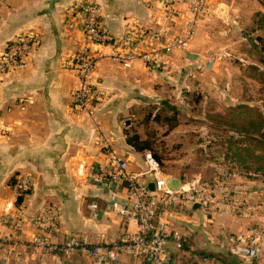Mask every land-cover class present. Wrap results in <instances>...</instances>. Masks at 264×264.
<instances>
[{"label":"crops","instance_id":"0c3cea01","mask_svg":"<svg viewBox=\"0 0 264 264\" xmlns=\"http://www.w3.org/2000/svg\"><path fill=\"white\" fill-rule=\"evenodd\" d=\"M80 1L0 0V54L10 40L21 34L31 33L38 38L25 65L0 71V125L9 127L0 138V215L6 209H13L15 215L18 208L24 212L22 219L15 216V224L0 221V264H99L81 252L68 257L45 252L30 240L35 233L49 234L54 240L74 234L94 242L114 241L119 236L125 225L110 206L114 191L81 173L79 166L103 159L102 140L111 138L112 128H116L114 116L121 110L117 104L121 96L129 95L123 102L125 106L137 97L159 95L167 87L178 90L181 73L176 72L177 66L200 65V49L218 46L210 39L207 24L216 18H227L226 14L214 15L216 0H209L207 14L199 21L190 46L167 50L165 43L186 31L191 15L186 3L177 4L180 15L170 22L158 0L150 4L145 0H95L100 4L104 30L123 39L116 49H135L138 53L151 50L153 60L147 62L139 55L131 66H125L112 56L110 44L98 45L92 81L109 89L112 100L97 102L90 110H76L73 91L79 80L72 62L83 43L82 14L77 7ZM235 2L222 0L217 4H225L229 10ZM258 10H264L263 4L253 13ZM248 12L251 14L250 9ZM238 14L244 16L245 12ZM161 26L168 27L167 33L163 41H157L148 30ZM99 118L104 119L107 128L102 134L97 130ZM115 147L130 153L133 168L142 164L143 153L139 155L123 144ZM24 174L31 176L33 187L14 202L13 184ZM237 176L235 182L239 185L233 189L241 192L237 195L238 213L233 212L225 197L219 199L216 194L214 201L206 205L208 212L201 205L183 209L195 210L192 216H170L178 228L181 223L185 225L189 239L181 250L170 241L174 251L171 264H237L238 257L231 254L235 259H230L229 250L235 233L248 226L264 227V179ZM92 200L99 203V217L91 214ZM49 206L57 209V231H48L34 221ZM134 228L135 223L131 222L130 229ZM262 260L264 252L251 261H243L258 264ZM117 264L149 263L123 255Z\"/></svg>","mask_w":264,"mask_h":264},{"label":"built area","instance_id":"2783aa9c","mask_svg":"<svg viewBox=\"0 0 264 264\" xmlns=\"http://www.w3.org/2000/svg\"><path fill=\"white\" fill-rule=\"evenodd\" d=\"M145 1L148 4L152 2V0ZM158 1L163 3L166 18L170 22L176 21L180 15L177 4L186 3L191 13L186 31L168 40L165 46L167 50L175 47L187 49L199 21L206 13L209 0ZM77 7L82 14L83 43L72 62L79 80V85L73 91V107L76 110H90L94 100L99 98V89L92 81L97 64L98 45L110 44L114 50L112 56L125 66H131L134 58L139 55L150 62L153 60V53L151 50L138 53L135 49L118 51L116 47L123 42V39L104 30L100 4L95 0H81ZM167 29V26H161L159 29L149 28L148 33L157 41H163ZM37 45L38 38L31 33L21 34L10 40L0 54V71L25 65L26 57ZM8 131L9 127L1 123L0 138ZM101 151L104 156L101 161L82 163L79 170L97 184L114 191L115 196L112 197L110 206L122 217L125 229L114 241L105 242H94L74 234L54 240L49 234L35 233L30 240L33 245L45 252L67 257L81 252L99 264H117L123 255L135 257L149 264H171L174 251L170 241H173L174 247L179 250L189 244L188 236L171 220L172 213L193 207L196 202L208 205L214 201L217 188L235 174L228 172L221 176L216 172L212 178H183L178 188H172L168 184L169 175L151 150L142 152L143 160L139 168L132 167L134 159L130 153L122 152L107 138L102 140ZM150 182H153L154 188H150ZM13 187L16 192L15 202L32 189L33 180L30 175H21L14 182ZM225 202L235 213H238L240 205L238 198L225 197ZM89 207L92 216L99 217L97 200H92ZM23 214L22 208H18L16 215L13 209H6L0 215V221L5 225H12L16 222L15 216L22 219ZM34 221L44 225L48 231H57V209L53 206L46 207L34 218ZM131 222L135 223L134 229H130ZM229 250L241 260L251 261L262 256L264 227L248 226L235 233ZM258 264H264V260Z\"/></svg>","mask_w":264,"mask_h":264},{"label":"rangeland","instance_id":"374dc122","mask_svg":"<svg viewBox=\"0 0 264 264\" xmlns=\"http://www.w3.org/2000/svg\"><path fill=\"white\" fill-rule=\"evenodd\" d=\"M220 1L214 2L217 8L214 15L226 14L227 18L221 21L216 18L207 24V30L211 29L210 39L218 46L201 48L198 66L189 68L181 63L177 66L176 72L181 73L178 90L167 87L159 95L137 97L125 106L123 102L129 95L121 96L117 103L121 110L114 116L116 128H112V137L107 138L113 145H126L139 155L151 150L161 161L164 171L172 176L168 182L172 188L180 186L182 178L179 176L212 178L216 172L221 176L234 172L217 188L219 199L237 198L241 193L234 190L239 185L235 182L239 179L237 174L264 179V169H255L264 164V159L254 156L256 153L264 155V136L252 131L241 133L242 123L255 119L261 124L264 117V17L257 11L253 13L256 8H262V3L260 0H236L228 10L227 5H218ZM242 10L244 16L238 14ZM96 86L99 98L94 100L93 106L112 100L109 89ZM247 106L252 112L242 120L241 112L250 111ZM233 108H239L240 112L237 114ZM104 126V119L99 118L98 133L107 130ZM241 137L245 139L244 145H249L251 140L257 144L254 154L247 156L244 163L238 157L246 151L239 148L243 142L237 140ZM201 207L208 212L207 206ZM193 211L171 213L180 218ZM179 228L186 234L183 223ZM232 255L230 252V257Z\"/></svg>","mask_w":264,"mask_h":264},{"label":"trees","instance_id":"16d2710c","mask_svg":"<svg viewBox=\"0 0 264 264\" xmlns=\"http://www.w3.org/2000/svg\"><path fill=\"white\" fill-rule=\"evenodd\" d=\"M261 1V3L263 4V6H264V0H260ZM257 13L258 14H261L263 17H264V10H258L257 11ZM263 61H264V59H263ZM238 107H244V106H238ZM246 108H249V110L250 111H247L246 109H244L245 110V112L246 113H242L241 112V114H242V120H243V116H247V115H249L252 111H251V107L250 106H247ZM233 111L234 112H236L237 114L240 112V110H239V108H237V110L235 109V108H233ZM263 121H262V123L261 124H259V123H257V121L254 119V120H248L246 123H242L241 124V126H243L244 125V127L242 128V131H241V133L243 132V134H245V133H249V132H255V133H257V134H259V135H261V136H264V117H263V119H262ZM248 123V124H247ZM240 127V126H239ZM246 136H247V134L246 135H244V137L246 138ZM129 139L128 140H130V137H128ZM236 138V137H235ZM251 138V137H250ZM237 139V138H236ZM239 140H241L243 143L242 144H240L239 146V148H243V149H245L246 151L244 152V153H242V154H239L240 156H238L239 158H240V160H241V163H244V162H246L247 161V156H251L252 154H254L253 152H254V148L257 146V144L255 145V143H254V141L253 140H251V143L249 144V145H244V143H245V139H243L242 137L241 138H239L237 141H239ZM234 141H236L235 139H234ZM263 150H264V148H263ZM247 152H248V154H247ZM155 156H156V154H155ZM254 156H257L259 159H261V158H263L264 159V155L263 154H260V153H256V154H254ZM157 157V156H156ZM158 158V157H157ZM159 159V158H158ZM256 170L257 169H264V164H262V165H257V167L255 168ZM244 175V174H243ZM22 199V196H20L19 198H18V201L19 200H21ZM185 248V247H184ZM239 259V258H238ZM235 259V262L237 263V264H249V263H245V261H243V260H241V259Z\"/></svg>","mask_w":264,"mask_h":264},{"label":"water","instance_id":"95a60500","mask_svg":"<svg viewBox=\"0 0 264 264\" xmlns=\"http://www.w3.org/2000/svg\"><path fill=\"white\" fill-rule=\"evenodd\" d=\"M149 186H150V188H154L153 182H150ZM200 206H201V203L200 202H196V203H194L193 208H198Z\"/></svg>","mask_w":264,"mask_h":264}]
</instances>
